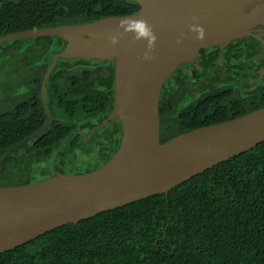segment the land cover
Segmentation results:
<instances>
[{"label":"trees","instance_id":"1","mask_svg":"<svg viewBox=\"0 0 264 264\" xmlns=\"http://www.w3.org/2000/svg\"><path fill=\"white\" fill-rule=\"evenodd\" d=\"M138 9L133 0H0V38L128 16ZM13 41V70L0 60V188L99 169L116 153L122 136L119 122L102 126L112 110L115 64L73 58L56 68L47 81L51 119L45 131L34 144L5 155L42 127L41 82L64 48L58 36ZM5 84L15 85L3 89ZM172 94L159 100L161 143L264 108V88L243 94L215 89L198 100L197 109L182 111L175 110L178 98ZM0 264H264V142L167 194L55 229L2 253Z\"/></svg>","mask_w":264,"mask_h":264},{"label":"water","instance_id":"2","mask_svg":"<svg viewBox=\"0 0 264 264\" xmlns=\"http://www.w3.org/2000/svg\"><path fill=\"white\" fill-rule=\"evenodd\" d=\"M128 16L64 25L0 38L58 36L64 48L41 82L42 127L8 150L34 144L50 119L47 81L73 58L115 64L112 110L102 123L119 122L120 145L99 169L58 173L33 184L0 188V254L55 229L160 194L264 142V108L160 142L161 89L181 65L212 46L252 36L264 24V0H133Z\"/></svg>","mask_w":264,"mask_h":264},{"label":"flooded vegetation","instance_id":"3","mask_svg":"<svg viewBox=\"0 0 264 264\" xmlns=\"http://www.w3.org/2000/svg\"><path fill=\"white\" fill-rule=\"evenodd\" d=\"M252 33L222 48L209 47L181 65L164 83L160 98L173 92L178 98L175 110L182 111L197 109L198 100L215 89L235 88L243 94L264 88V24L255 26ZM231 109L235 106L231 105Z\"/></svg>","mask_w":264,"mask_h":264},{"label":"rangeland","instance_id":"4","mask_svg":"<svg viewBox=\"0 0 264 264\" xmlns=\"http://www.w3.org/2000/svg\"><path fill=\"white\" fill-rule=\"evenodd\" d=\"M6 51V54L3 58H0V60H2V64H4V66L8 67L9 69L13 70V63L16 61V56H17V45L14 43V41H9L6 43H3L0 45V53ZM13 83V82H10ZM11 85V86H10ZM5 84L2 88L6 89L9 87H12L15 84ZM16 87V86H14ZM23 87L20 88V86L18 87V91L20 89H22Z\"/></svg>","mask_w":264,"mask_h":264}]
</instances>
